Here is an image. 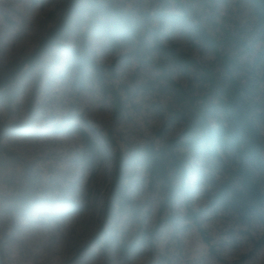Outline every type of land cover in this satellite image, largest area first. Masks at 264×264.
<instances>
[{
	"label": "rangeland",
	"instance_id": "1",
	"mask_svg": "<svg viewBox=\"0 0 264 264\" xmlns=\"http://www.w3.org/2000/svg\"><path fill=\"white\" fill-rule=\"evenodd\" d=\"M60 1L0 0V73L33 50L51 25L48 14ZM179 1L183 7L168 0V15L161 24L154 19L161 42L220 72L213 51L195 39L194 27L200 24L217 38L229 30L239 44H222L220 50L237 58L236 74L244 83L251 79V96L264 114V66L256 56L260 42L250 4ZM129 2L151 14L161 8L158 0ZM88 42L91 56L112 65L117 82L129 89L121 97L120 115L93 83L87 82L84 90L74 87L72 70L61 63L22 81L10 109L0 106V143L6 154L0 169V202L27 181L38 198L22 213L0 206V264H264L259 226L242 225L235 214L212 203L217 202L211 195L223 170L209 165L201 153L187 157L182 188L169 199L149 185L143 167L127 159L123 171L136 211L116 218V228L129 251L124 255L115 244L94 247L116 170L103 135L111 133L115 147L125 149L174 138L181 125L168 111L171 89L152 62L113 51L95 33ZM158 61L155 55L154 63ZM164 65L176 83L189 86L185 74L170 63ZM259 127L264 131L263 122ZM81 131L97 144L98 156L91 161L82 158ZM195 212L199 216L193 221Z\"/></svg>",
	"mask_w": 264,
	"mask_h": 264
},
{
	"label": "trees",
	"instance_id": "2",
	"mask_svg": "<svg viewBox=\"0 0 264 264\" xmlns=\"http://www.w3.org/2000/svg\"><path fill=\"white\" fill-rule=\"evenodd\" d=\"M161 8L153 14L129 0H61L48 18L51 25L39 38L33 50L20 60L12 62L0 73V106L10 109L19 93V84L35 74L41 76L50 66L62 64L72 70V84L84 90L91 82L110 97L115 115L123 108L122 95L129 89L117 82L112 65L96 61L90 53L88 38L97 34L113 51H126L138 62H152L171 89L172 103L168 111L181 125L179 134L160 143L145 141L140 145L115 147L111 133L103 141L114 154L116 170L105 200L103 221L93 237V245L102 248L115 244L126 255L129 245L118 236L116 218L134 216L136 204L127 193L128 177L123 164L128 159L143 167L149 185L166 198L182 188L186 176L187 157L201 153L209 165L223 170V178L215 183L211 198L213 204L236 215L242 225L256 224L264 235V114L252 98L251 79L244 83L236 74L235 56L223 54L220 45L239 44L229 30L220 38L209 34L200 24L194 27V37L200 46L210 48L221 67L203 65L175 45H164L160 29L168 15V0H158ZM176 3L183 7L179 0ZM250 4L255 17L254 26L260 42L257 58L264 66V0H243ZM150 43H149V41ZM159 58L154 63V56ZM166 63L176 67L188 79L187 88L176 83L165 68ZM195 84L198 89H195ZM174 105L175 108H172ZM159 135V134H158ZM84 143L82 158L91 161L98 156L97 144L81 131ZM6 154L0 143V169ZM29 181L16 186L2 198L0 206L9 213H22L38 202ZM199 212L191 213L197 220ZM204 242L210 240L199 230Z\"/></svg>",
	"mask_w": 264,
	"mask_h": 264
}]
</instances>
